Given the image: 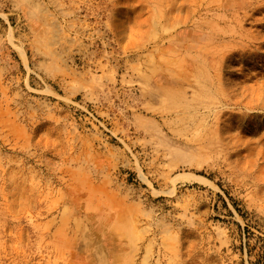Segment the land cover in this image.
I'll return each mask as SVG.
<instances>
[{
	"label": "rangeland",
	"instance_id": "obj_1",
	"mask_svg": "<svg viewBox=\"0 0 264 264\" xmlns=\"http://www.w3.org/2000/svg\"><path fill=\"white\" fill-rule=\"evenodd\" d=\"M0 264H264V0H0Z\"/></svg>",
	"mask_w": 264,
	"mask_h": 264
},
{
	"label": "bare ground",
	"instance_id": "obj_2",
	"mask_svg": "<svg viewBox=\"0 0 264 264\" xmlns=\"http://www.w3.org/2000/svg\"><path fill=\"white\" fill-rule=\"evenodd\" d=\"M247 97V96H246Z\"/></svg>",
	"mask_w": 264,
	"mask_h": 264
}]
</instances>
